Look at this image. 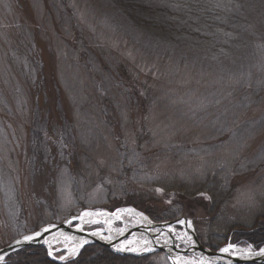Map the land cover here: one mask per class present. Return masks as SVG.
<instances>
[{
    "label": "rangeland",
    "instance_id": "1",
    "mask_svg": "<svg viewBox=\"0 0 264 264\" xmlns=\"http://www.w3.org/2000/svg\"><path fill=\"white\" fill-rule=\"evenodd\" d=\"M132 210L210 249L264 214V0H0V249L85 213L128 231Z\"/></svg>",
    "mask_w": 264,
    "mask_h": 264
},
{
    "label": "trees",
    "instance_id": "2",
    "mask_svg": "<svg viewBox=\"0 0 264 264\" xmlns=\"http://www.w3.org/2000/svg\"><path fill=\"white\" fill-rule=\"evenodd\" d=\"M20 74L22 75L21 70ZM40 84L38 87L34 86L35 91L33 90V93L28 91L30 101L37 99L40 95V91H42V88L40 87L44 85L43 84L41 86ZM23 88H28V85ZM106 102L109 104V101ZM104 105L106 104L104 103ZM105 108L109 109L108 111L111 110L109 106L108 108L107 106ZM220 185L221 183L213 177L208 180L206 188H204V190H201L204 192L206 191V193L209 195V198L212 200L214 208L217 205L223 203L226 195L223 193V190ZM164 188H166L167 191L177 190L182 194L183 191H189V189L182 184H178L177 186L165 185ZM184 196L186 195L184 194ZM189 196H197V194L193 192L190 193ZM23 213V216L25 217L26 214L25 212ZM151 218L154 220L155 216L151 215ZM168 220H173V218H169ZM220 227L222 228L218 229L217 232H219L222 237L225 238L224 240L227 243L231 239L232 242L238 246L251 245L256 250H259L264 247V214L258 217V222L251 228L239 226L238 224H228L225 226L221 225ZM217 248L218 247H215L214 249L212 248V250H216ZM158 255L160 254L144 257L120 256L112 253L109 249L104 246L98 244H90L85 246L78 255L69 257L61 262H56L49 257L48 252L45 248L27 247L11 255L3 264H149L150 259L153 257L155 258V256Z\"/></svg>",
    "mask_w": 264,
    "mask_h": 264
},
{
    "label": "water",
    "instance_id": "3",
    "mask_svg": "<svg viewBox=\"0 0 264 264\" xmlns=\"http://www.w3.org/2000/svg\"><path fill=\"white\" fill-rule=\"evenodd\" d=\"M76 217L70 218L68 220H66L64 223L58 225V226H54L53 228L48 229V231H44V229L38 231L37 233H41V235L37 236L35 234H30L27 236H23L21 238H18L16 240H14L11 244H9L8 246L0 249V256L3 257V260L0 261V264L5 263V261L15 252H18L22 249H25L27 247H31V246H43V247H48L47 243H45L46 239H48L50 236H54L56 235V233H61V232H72V233H76L81 235L82 237H86L89 238L93 243L96 244H100L108 249H110L111 251H114V246L116 244H118L120 241H122L124 238L128 237L130 234H132V232L126 234L125 236H121L119 237L116 241L114 242H107L101 239H98L96 237H93L91 232H87V231H82L79 230L77 228H70L68 225L69 223H71L72 221H75ZM180 221H185V223H187L188 219L183 217L179 220H174V221H170V222H165V223H161V224H153V227H165V226H171L174 224H179ZM191 238L193 239V241L195 242L196 246H194L193 248L189 249V250H181L179 248H177V250L182 251L183 253L186 254H191V253H200L203 254L204 256H206L207 258L211 259L212 261H215L216 263H220V264H249V263H255V264H264V255L260 256L259 258H252V259H237V258H228L226 257V259H222V258H218L220 255L225 256V252H217L214 253L211 250H209L208 248H206L205 246L202 245V243L200 242L196 232L192 229H188ZM25 237H32L31 240H26ZM117 253V252H116ZM168 258L169 260H172V257L168 254Z\"/></svg>",
    "mask_w": 264,
    "mask_h": 264
},
{
    "label": "bare ground",
    "instance_id": "4",
    "mask_svg": "<svg viewBox=\"0 0 264 264\" xmlns=\"http://www.w3.org/2000/svg\"><path fill=\"white\" fill-rule=\"evenodd\" d=\"M131 213L136 217V218H138L140 221H141V224L142 225H140V226H135L134 228L136 229V228H140L139 229V231L140 232H142V230H144V228L145 227H147V225H149V220H148V218L147 217H145V216H143L141 213H138V212H134V211H131ZM99 216V215H98ZM104 216V215H103ZM107 216H109V215H107ZM103 219L104 220H106L107 221V217L106 216H104L103 217ZM102 219L100 218V217H97V215H83V217L82 218H80L79 219V221H80V225H79V228L80 227H84L85 225H87L88 223H93V222H97V221H101ZM182 231H180V233H179V235H177V232H176V235H172V234H170V233H167V234H165V236H166V238H168V240L167 239H162V241L163 242H165V243H174V244H178V242L179 243H181V244H183L184 246L185 245H187L188 247H191L192 245H194V243H192V242H190L189 241V232H188V230L186 229V227H181L180 228ZM110 229H108V231H109ZM134 231V230H133ZM109 233L111 234V238H118L119 237V232H112L111 233V231H109ZM69 236L68 237H64V238H62V239H64V240H66V241H68V240H72V241H76L77 243H79L80 241H82V240H79L80 238H82V237H80V236H77V235H74V234H68ZM118 235V236H117ZM98 236V238H102L101 237V235L99 236V235H97ZM140 237H142L141 235H139ZM79 237V238H78ZM115 238V239H116ZM61 240V239H60ZM117 240V239H116ZM229 243L230 244H234L233 242H232V240L230 239L229 240ZM98 245H100V244H98ZM235 245V244H234ZM102 246V245H101ZM246 246H250V245H246ZM242 248H244V246H241ZM239 248V247H238ZM238 248H235V250L236 251H240V252H248V251H250V249H243V250H240V249H238ZM168 253H169V255H170V250L168 251ZM160 254V253H159ZM198 262H201V263H203V260H199Z\"/></svg>",
    "mask_w": 264,
    "mask_h": 264
},
{
    "label": "snow or ice",
    "instance_id": "5",
    "mask_svg": "<svg viewBox=\"0 0 264 264\" xmlns=\"http://www.w3.org/2000/svg\"><path fill=\"white\" fill-rule=\"evenodd\" d=\"M157 191H161V190H160V189H157ZM84 215H91V214H90V213H85ZM180 223L183 224V223H185V221H180ZM187 224H188L189 227H191V221H187ZM44 231H48V229H44ZM94 234H95V233H94ZM36 235L39 236V235H41V233H37ZM25 239H26V240H31L32 237H25ZM45 243H47V241H45ZM85 243H86V241H85ZM231 247H232V246L229 245V247L222 248V249H221V252H228L229 249H230ZM118 250H121V251H122V250H124V249H118ZM129 250H132V249H129ZM77 251H78V249H73V255H74ZM255 254H256V255H264V248H261V249L259 250V252L255 253ZM48 255H49V256L52 255V251H51V249L49 250ZM60 259L63 260V259H65V257H64V256H61ZM2 260H3V257L0 256V261H2Z\"/></svg>",
    "mask_w": 264,
    "mask_h": 264
}]
</instances>
